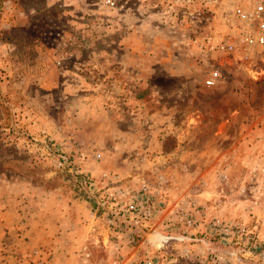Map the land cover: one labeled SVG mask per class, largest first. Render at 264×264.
I'll return each instance as SVG.
<instances>
[{"label":"rangeland","instance_id":"374dc122","mask_svg":"<svg viewBox=\"0 0 264 264\" xmlns=\"http://www.w3.org/2000/svg\"><path fill=\"white\" fill-rule=\"evenodd\" d=\"M161 2L0 1V264H46L41 209L76 264H264V53L201 51Z\"/></svg>","mask_w":264,"mask_h":264},{"label":"built area","instance_id":"2783aa9c","mask_svg":"<svg viewBox=\"0 0 264 264\" xmlns=\"http://www.w3.org/2000/svg\"><path fill=\"white\" fill-rule=\"evenodd\" d=\"M160 5L155 6L154 20L189 27L193 31L190 40L199 43L201 51L212 42L211 26H221L224 34L215 48L244 58L264 53V0H162ZM208 84L213 85L214 79ZM151 216L150 210L142 213L145 220ZM135 217L142 218L139 212ZM144 264L153 263L147 260Z\"/></svg>","mask_w":264,"mask_h":264},{"label":"crops","instance_id":"0c3cea01","mask_svg":"<svg viewBox=\"0 0 264 264\" xmlns=\"http://www.w3.org/2000/svg\"><path fill=\"white\" fill-rule=\"evenodd\" d=\"M65 214L60 210L41 209L23 215L26 222H23L22 228L25 237H27V241H23V244L27 246L29 252L34 250L39 254L43 253L41 259L46 264L77 263L79 257V253L75 252L77 244L73 245L68 240L66 241L67 234L69 233L71 239L72 232L60 225L62 218H65ZM74 227L76 228V226ZM88 261L91 264H96L94 259Z\"/></svg>","mask_w":264,"mask_h":264},{"label":"water","instance_id":"95a60500","mask_svg":"<svg viewBox=\"0 0 264 264\" xmlns=\"http://www.w3.org/2000/svg\"><path fill=\"white\" fill-rule=\"evenodd\" d=\"M151 238H152L151 241H152V243H153V245H154L155 248L158 249L159 247H161V244H162L161 243L162 242L161 241V236H159V235L156 234V235H152Z\"/></svg>","mask_w":264,"mask_h":264},{"label":"trees","instance_id":"16d2710c","mask_svg":"<svg viewBox=\"0 0 264 264\" xmlns=\"http://www.w3.org/2000/svg\"><path fill=\"white\" fill-rule=\"evenodd\" d=\"M1 1V0H0Z\"/></svg>","mask_w":264,"mask_h":264}]
</instances>
